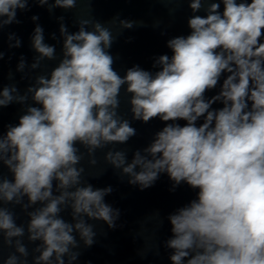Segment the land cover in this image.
I'll return each instance as SVG.
<instances>
[{"label": "clouds", "instance_id": "obj_1", "mask_svg": "<svg viewBox=\"0 0 264 264\" xmlns=\"http://www.w3.org/2000/svg\"><path fill=\"white\" fill-rule=\"evenodd\" d=\"M77 2L0 0V38L22 23L18 14L31 4L52 14ZM160 2L187 3L189 31L168 39L170 54L155 58L151 69L135 64L123 75L112 45L142 21L115 16L106 26L78 18L69 31L59 16V57L36 24L31 42L38 56L30 66L21 56L16 67L34 83L23 93L16 83L0 84V115L13 104L22 108L15 124L0 119V264H77L81 242L84 249L97 242L93 222L118 227L121 209L106 201L113 187L88 180L106 171L98 152L140 191L166 174L170 191L183 184L195 193L166 217L171 264H264V0ZM8 41L10 49L21 45L15 32ZM4 56L0 50V62ZM45 59L57 63L34 78L25 73ZM122 90L131 119L120 112ZM153 120L162 127L129 161V149L116 146L137 135L132 121ZM7 205L19 206L26 224Z\"/></svg>", "mask_w": 264, "mask_h": 264}, {"label": "water", "instance_id": "obj_2", "mask_svg": "<svg viewBox=\"0 0 264 264\" xmlns=\"http://www.w3.org/2000/svg\"><path fill=\"white\" fill-rule=\"evenodd\" d=\"M30 11L18 14L22 21L19 25H12L5 28L2 38H0V50L5 53L0 64V84L7 85L16 83L23 93L34 79H24V73L16 71L20 57L23 56L26 64L30 66L34 58L38 56L32 47L31 37L33 30L38 23L44 29L45 43L55 46L57 56L62 53L63 38L59 32V21L57 17L64 16L69 31H76V21L78 18H91L98 20L108 26V22L113 17L120 19L142 21L133 29H124L122 34L114 41L111 52L113 56H118L114 67L123 75L126 68L139 64L141 67L151 69L154 59L159 55L168 54L167 40L173 36L187 34V19L192 15L187 3H162L160 0H78L76 8L64 10L57 8L52 14L47 11V7L30 5ZM173 10V11H170ZM38 15L39 20L33 22L30 17ZM200 14H203L201 12ZM158 22V26H157ZM115 34V29L113 30ZM15 32L21 40L19 47L9 48L8 33ZM55 33L57 39H52ZM162 33H165L162 35ZM14 43V41H13ZM170 54V53H169ZM57 61H42L40 69L31 70L25 68V73L32 78L50 70ZM47 65V69L43 67ZM14 74V80L8 79V73ZM218 91V89L216 90ZM213 93H208L211 96ZM128 97L121 92L120 112L126 118L131 119ZM31 103V100H29ZM22 114L20 105L13 104L3 109L0 119L3 124L13 123ZM137 129V135L133 137L127 145H117V148L129 149V161L132 158V151L143 148L151 140L155 131L162 127L159 120H153L148 124L132 121ZM100 158L99 168H106V171L99 176H89L88 180L96 187H106L111 185L113 193L106 197V201L121 209V217L117 221L118 227L115 230L108 229L103 222H93L96 224L97 242L91 247L84 249L81 242L82 255L77 264H171L169 259L170 251L164 247V241L170 235L167 215L177 207L183 206L190 201L195 193L186 185L179 186L175 192L170 191L172 182L166 174H162L152 188L140 191L138 186L127 183L128 177L121 181L118 170H114L110 165H105L102 152H98ZM85 167L88 165L85 161ZM96 171V170H93ZM6 176L10 175L7 169L3 170ZM17 215V223L26 224L27 216L21 211L19 206L13 208L7 205ZM159 213V218H155V213ZM65 219H70L67 213L62 214ZM162 221V222H161ZM25 243L27 239L25 237ZM35 245L29 244V251ZM10 250L5 248L3 254L6 256ZM144 252L142 257L138 253ZM31 262V255L29 256Z\"/></svg>", "mask_w": 264, "mask_h": 264}]
</instances>
